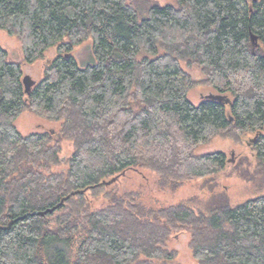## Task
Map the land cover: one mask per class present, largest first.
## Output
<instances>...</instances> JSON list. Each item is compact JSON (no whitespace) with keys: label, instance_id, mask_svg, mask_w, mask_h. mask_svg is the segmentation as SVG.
<instances>
[{"label":"trees","instance_id":"trees-1","mask_svg":"<svg viewBox=\"0 0 264 264\" xmlns=\"http://www.w3.org/2000/svg\"><path fill=\"white\" fill-rule=\"evenodd\" d=\"M0 28L19 38L26 63L57 48L27 93L23 61L0 45V225L15 219L0 231V264L166 262L176 256L165 248L176 224L211 232L208 242L195 239L200 262L264 264V194L234 206L220 194L199 212L188 202L156 211L115 200L94 210L87 199L138 166L172 188L214 180L226 153L194 151L231 130L256 135L264 166V0H0ZM88 39L93 56L82 66L72 51ZM182 60L205 69L215 94L231 101L194 103ZM27 109L64 119L61 136L75 141L66 174L51 169L62 138L16 126ZM127 218L140 229L123 228Z\"/></svg>","mask_w":264,"mask_h":264},{"label":"rangeland","instance_id":"rangeland-1","mask_svg":"<svg viewBox=\"0 0 264 264\" xmlns=\"http://www.w3.org/2000/svg\"><path fill=\"white\" fill-rule=\"evenodd\" d=\"M162 5L174 2V0H151ZM0 45L9 52V58L17 61H23L22 66L25 75L31 79L39 81L43 78L47 63L57 56V48L51 47L43 58L33 63L24 61V52L21 41L16 36H10L4 29L0 28ZM92 39L84 41L82 44L74 46L72 53L84 66L86 62L92 59ZM182 67L191 75L194 80V86L188 91L189 98L194 103H200L202 99L210 94L217 93L210 85L207 78V71L195 63L189 64L188 61H181ZM73 111V110H72ZM75 113V112H73ZM71 113V118L73 117ZM16 126L24 135L41 132L54 135V141H59L61 147L59 152V161L52 166L53 172H65L68 170V158L75 150V141L71 138L61 136L64 128V119L52 120L40 116L29 109L15 121ZM264 133V129L262 130ZM253 133H239L231 130L217 135L209 143H202L197 146L194 153L197 155L224 151L227 155L226 168L215 177L214 180L194 178L185 180L176 188L163 186L159 174L149 167L138 166L126 170L118 180L112 184L94 190L88 194L87 199L94 210L111 206L112 201L118 202L123 207L135 209L136 206H144L147 210L154 209L159 211L163 208L176 207L180 203L188 202L197 212L206 210L209 201L213 196L224 194L230 200L231 205H237L245 200L264 194V166L256 158L252 139ZM249 142L251 143L249 145ZM109 178L108 180H110ZM72 204V203H71ZM71 204H67L68 211ZM61 212L55 213L58 215ZM123 228L130 230L140 229L136 227L131 218H127ZM135 227V228H134ZM195 226H180L176 224L170 228L168 239L165 242V248L168 251L175 252V258L172 260L148 259L141 256L134 264H221L222 260L215 262H200L194 253L195 239L197 242L206 241L212 237L211 232L203 231L202 228L195 231ZM138 231V230H136ZM105 258L102 261H106ZM107 263L104 262V264Z\"/></svg>","mask_w":264,"mask_h":264},{"label":"water","instance_id":"water-1","mask_svg":"<svg viewBox=\"0 0 264 264\" xmlns=\"http://www.w3.org/2000/svg\"><path fill=\"white\" fill-rule=\"evenodd\" d=\"M251 41H252V45L254 47H256L258 45V37L255 34H253V33L251 34ZM23 82H24V85H25V91L27 93H30L31 88L35 84L36 81L31 79V77L29 75H24ZM207 97L208 98H213V99H216V100H219V101H224V103H229L231 101L230 98H228V97H226L224 95H221V94H210ZM256 138L257 137L255 136V138L252 139V141H255ZM250 144L251 143L249 142V145ZM119 177H120V174L112 177L110 180H105L104 183L107 184V185L112 184V183L116 182ZM76 193H77V191H74L70 195H74ZM70 195H67L66 197L61 199V201L58 202L56 205H54L52 207H48L45 210L38 211L37 214L44 216V215H46L48 213H53L55 210H57L58 208H60L64 204L65 200L67 199V197L69 198ZM14 222H15V219H12L8 224L0 225V231L1 230H6V228L10 229Z\"/></svg>","mask_w":264,"mask_h":264}]
</instances>
